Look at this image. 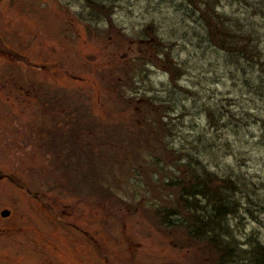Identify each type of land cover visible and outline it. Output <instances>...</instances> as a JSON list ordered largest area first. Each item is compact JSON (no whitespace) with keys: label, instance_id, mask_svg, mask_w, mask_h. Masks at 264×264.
Masks as SVG:
<instances>
[{"label":"rangeland","instance_id":"obj_1","mask_svg":"<svg viewBox=\"0 0 264 264\" xmlns=\"http://www.w3.org/2000/svg\"><path fill=\"white\" fill-rule=\"evenodd\" d=\"M206 1L264 56L256 0H0V264H218L155 211L175 203L173 150L243 175L264 205L262 77L204 45ZM175 93L192 112H169ZM244 204L235 233L264 242Z\"/></svg>","mask_w":264,"mask_h":264},{"label":"trees","instance_id":"obj_2","mask_svg":"<svg viewBox=\"0 0 264 264\" xmlns=\"http://www.w3.org/2000/svg\"><path fill=\"white\" fill-rule=\"evenodd\" d=\"M180 1L189 3L191 0ZM248 3L250 4V2ZM193 4L195 3L193 2ZM256 4L257 6L261 4L263 8L264 0H256L254 5ZM189 6L191 5L189 4ZM201 11L203 13H199L200 23L206 31L208 42L204 45H209L208 48L215 53L226 55L232 64L246 61L245 65L253 66V69L244 72L243 76L250 77L251 74L258 71L262 81L259 82L258 88L254 87V89L264 97V56L259 51L261 42L260 44L255 42L257 36L249 32L248 26L243 28L240 22L237 20L234 22L231 19L232 22L227 16V12L217 13L214 3L211 1H206ZM262 11L264 10L258 8L259 13ZM250 19H248L250 20L247 21L248 23H260L258 16L255 17V20ZM155 28L154 24H149L145 32L148 36L158 38ZM250 29L252 30L251 27ZM201 36L206 42L204 35ZM162 45L166 58L174 59L172 50L165 43ZM260 50H262L261 47ZM174 66L173 71L168 72L176 79L182 80L181 77L184 73L181 63ZM178 80L176 81L178 82ZM176 90L180 93L182 89L176 88ZM184 94L186 96V92ZM180 95L178 96L177 93L169 95V112L179 111L183 114L192 112L190 106L184 104L183 101L180 103L176 101ZM207 117L209 120L213 118L212 113L207 112ZM175 127L176 125H173L172 128ZM172 153L174 156L177 155L173 162L178 172L173 173L174 175L167 183V188L175 190L177 195L173 199L174 205L159 210L155 209L156 214H160L159 225L167 229H183L185 234L190 237L189 239L197 245L214 248L219 256L218 264H264V242L254 235L246 236V240L241 243L235 233L234 223L238 217L241 225V216H246L247 212L252 213L244 209L245 200L248 204H257L256 206L264 211V205L262 206L256 200L258 193L254 188L252 190L250 181L236 172L235 174L214 173L202 161L188 155V162H184V160L179 162L180 155L174 150ZM158 162L160 163V161H156V163ZM242 236L244 235L242 234Z\"/></svg>","mask_w":264,"mask_h":264}]
</instances>
